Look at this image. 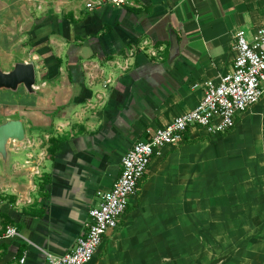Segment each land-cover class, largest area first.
I'll use <instances>...</instances> for the list:
<instances>
[{
    "label": "crops",
    "instance_id": "0c3cea01",
    "mask_svg": "<svg viewBox=\"0 0 264 264\" xmlns=\"http://www.w3.org/2000/svg\"><path fill=\"white\" fill-rule=\"evenodd\" d=\"M260 27L264 0H0L1 67L38 71L35 93L0 90V124L29 129L0 155V234L21 233L1 241L0 264L70 251L132 145L194 109L233 71L237 31ZM142 40L157 55L119 68ZM263 239L264 95L232 129L192 126L155 155L89 264H264Z\"/></svg>",
    "mask_w": 264,
    "mask_h": 264
},
{
    "label": "built area",
    "instance_id": "2783aa9c",
    "mask_svg": "<svg viewBox=\"0 0 264 264\" xmlns=\"http://www.w3.org/2000/svg\"><path fill=\"white\" fill-rule=\"evenodd\" d=\"M115 6H123L129 0H100ZM147 40L137 41L128 47L127 55L117 61L122 70H128L133 57L146 50L156 56L155 48H149ZM237 56L232 72L222 75L217 83H209L198 105L176 116L164 127L148 132L146 138L136 141L122 157V171L109 190H97L98 203L89 209L86 230L76 245L60 255L44 251L46 264H89L97 253L104 236L121 223L130 198L137 192L139 183L148 172L152 159L165 147H177L185 139L192 126L206 128L218 134L232 129L237 117L259 102L264 95V27L249 39L245 29L236 33ZM15 226H7L0 234L4 239L20 236ZM25 258H22L24 262Z\"/></svg>",
    "mask_w": 264,
    "mask_h": 264
},
{
    "label": "water",
    "instance_id": "95a60500",
    "mask_svg": "<svg viewBox=\"0 0 264 264\" xmlns=\"http://www.w3.org/2000/svg\"><path fill=\"white\" fill-rule=\"evenodd\" d=\"M38 81L37 66L34 61H16L9 70L0 65V90L17 92L24 87L28 93H35ZM26 139L25 125L22 119L8 118L0 124V155L8 160L12 141L23 142Z\"/></svg>",
    "mask_w": 264,
    "mask_h": 264
},
{
    "label": "rangeland",
    "instance_id": "374dc122",
    "mask_svg": "<svg viewBox=\"0 0 264 264\" xmlns=\"http://www.w3.org/2000/svg\"><path fill=\"white\" fill-rule=\"evenodd\" d=\"M25 130L27 131V133L29 132V129L27 128V126H25ZM21 160H23V158L21 159ZM263 242L262 243H264V239L262 240ZM261 244V243H260ZM264 246H257L256 247V249L255 248H252L253 250H259V249H262ZM258 258V260L260 261L263 257H261V256H258L257 257ZM264 259V258H263Z\"/></svg>",
    "mask_w": 264,
    "mask_h": 264
},
{
    "label": "trees",
    "instance_id": "16d2710c",
    "mask_svg": "<svg viewBox=\"0 0 264 264\" xmlns=\"http://www.w3.org/2000/svg\"><path fill=\"white\" fill-rule=\"evenodd\" d=\"M60 62H61V61L59 60V61H58V64H60ZM58 64H57V65H58Z\"/></svg>",
    "mask_w": 264,
    "mask_h": 264
}]
</instances>
